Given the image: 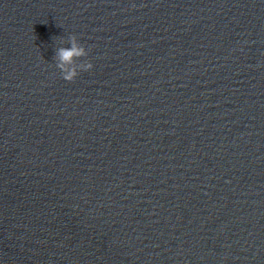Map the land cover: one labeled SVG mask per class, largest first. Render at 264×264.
<instances>
[{
  "label": "clouds",
  "instance_id": "1",
  "mask_svg": "<svg viewBox=\"0 0 264 264\" xmlns=\"http://www.w3.org/2000/svg\"><path fill=\"white\" fill-rule=\"evenodd\" d=\"M67 43L70 47L60 46L55 49V66L60 71L62 79L73 82L81 72L89 71L93 68L90 61L82 60L89 55V49L80 43L77 35L71 34L67 40H60V44ZM80 61V62H78Z\"/></svg>",
  "mask_w": 264,
  "mask_h": 264
}]
</instances>
